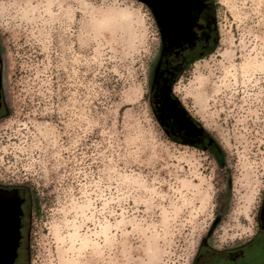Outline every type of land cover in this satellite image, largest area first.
I'll return each mask as SVG.
<instances>
[{"label": "rangeland", "instance_id": "rangeland-1", "mask_svg": "<svg viewBox=\"0 0 264 264\" xmlns=\"http://www.w3.org/2000/svg\"><path fill=\"white\" fill-rule=\"evenodd\" d=\"M218 43L172 95L222 150L150 106L159 23L138 0H0V181L28 193L26 264H193L256 231L264 0H215ZM21 264H24L21 262Z\"/></svg>", "mask_w": 264, "mask_h": 264}, {"label": "flooded vegetation", "instance_id": "flooded-vegetation-1", "mask_svg": "<svg viewBox=\"0 0 264 264\" xmlns=\"http://www.w3.org/2000/svg\"><path fill=\"white\" fill-rule=\"evenodd\" d=\"M183 2L182 14L178 17L175 26L166 22L164 29H159L161 51L159 57L167 75L168 81L165 84L169 92V97L164 98L162 117L166 125L164 124L163 128L170 136H173L171 131L174 130V137L182 144L202 141L206 147H210L213 145L210 137L200 130L198 123L193 120L191 122L188 114L172 95L176 80L187 72L199 54L205 53L209 48L203 45L199 53L195 47L196 42L193 45V37L197 33L194 6L191 4L192 0H183ZM177 53L182 54L176 56ZM175 57L177 62H173ZM176 76L178 77L175 79ZM4 108L0 82V114L3 113ZM0 191L5 195L0 198V264H21L20 253L26 249L23 231L28 226V193L25 185L5 181H0ZM257 213L256 231L252 233L251 238L230 247L219 248L208 245L204 240L195 254L193 264H264V191ZM16 218L18 240L12 229ZM14 242L16 244L13 249L14 259L7 261L2 253L8 252Z\"/></svg>", "mask_w": 264, "mask_h": 264}, {"label": "trees", "instance_id": "trees-1", "mask_svg": "<svg viewBox=\"0 0 264 264\" xmlns=\"http://www.w3.org/2000/svg\"><path fill=\"white\" fill-rule=\"evenodd\" d=\"M191 4L194 6L195 25L197 28V33H195L194 34L195 36L193 37V45L196 42L195 47H197V50L199 53H201L202 48L204 47L203 45H206L207 47H209L205 53L203 54L201 53L198 55V57L195 59L197 60V59H201V58H204L210 55L217 47L218 36H217V28L215 25V0H192ZM180 54L182 53H177L175 55L179 56ZM173 62H177L176 57H175V60H173ZM177 77L178 76H176L175 79ZM167 81H168L167 75L164 72V65L162 62L160 63V57H159V60L156 65V69L153 73L151 84H150L151 85L150 86V95H151L150 106H151V109H152V112H153V115L156 121L159 123V125L162 128L164 124L166 125L162 117L164 98L169 97V94H168L169 92L166 90V84H165ZM189 119L192 122V119L190 117ZM200 130L203 131L204 134L208 137V134L202 128H200ZM171 134L173 136H170L169 134H167V136L170 139H172L174 142L180 143L174 137L175 135L174 130L171 131ZM211 141L213 145H211L210 147H206L202 141L192 142V143H188L184 145L191 146L201 151L209 152L214 158L215 162L220 165L222 164L223 152L215 144V142H213V140Z\"/></svg>", "mask_w": 264, "mask_h": 264}, {"label": "bare ground", "instance_id": "bare-ground-1", "mask_svg": "<svg viewBox=\"0 0 264 264\" xmlns=\"http://www.w3.org/2000/svg\"><path fill=\"white\" fill-rule=\"evenodd\" d=\"M183 4V0H152V8L155 10L153 11L155 16L158 14L164 21V24L167 22L174 26L178 17L182 14L181 7Z\"/></svg>", "mask_w": 264, "mask_h": 264}, {"label": "water", "instance_id": "water-1", "mask_svg": "<svg viewBox=\"0 0 264 264\" xmlns=\"http://www.w3.org/2000/svg\"><path fill=\"white\" fill-rule=\"evenodd\" d=\"M138 1H140V0H138ZM154 1V0H153ZM156 4V3H155ZM148 7V6H147ZM150 10H151V12H152V14L154 15V17H155V19H156V16H155V14H154V12H153V8L152 7H148ZM156 21H157V19H156ZM158 22V21H157ZM1 62V61H0ZM1 192V191H0ZM5 195L1 192L0 193V198H3ZM15 223H13V225H12V229H13V231H14V234H15V238H17V240H18V219L16 218V221H14ZM26 235H27V228H25L24 229V231H23V236H24V246H26ZM15 242L13 243V246H12V248L8 251V252H3L2 253V255H3V257L5 258V260H10V259H14V252H13V249H14V247H15ZM26 249H24V250H22V252L20 253V257H21V260H22V262L24 263V264H26Z\"/></svg>", "mask_w": 264, "mask_h": 264}, {"label": "snow or ice", "instance_id": "snow-or-ice-1", "mask_svg": "<svg viewBox=\"0 0 264 264\" xmlns=\"http://www.w3.org/2000/svg\"><path fill=\"white\" fill-rule=\"evenodd\" d=\"M140 2L148 7H152V0H140ZM153 11L155 10L153 9ZM156 19L159 22V27L161 28V30H163L165 27L164 21L160 18L158 14L156 16Z\"/></svg>", "mask_w": 264, "mask_h": 264}]
</instances>
